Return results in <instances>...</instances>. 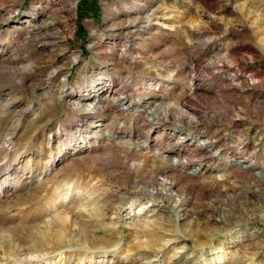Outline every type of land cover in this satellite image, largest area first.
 I'll list each match as a JSON object with an SVG mask.
<instances>
[{
  "label": "rangeland",
  "instance_id": "rangeland-1",
  "mask_svg": "<svg viewBox=\"0 0 264 264\" xmlns=\"http://www.w3.org/2000/svg\"><path fill=\"white\" fill-rule=\"evenodd\" d=\"M0 264H264V0H0Z\"/></svg>",
  "mask_w": 264,
  "mask_h": 264
},
{
  "label": "bare ground",
  "instance_id": "bare-ground-1",
  "mask_svg": "<svg viewBox=\"0 0 264 264\" xmlns=\"http://www.w3.org/2000/svg\"><path fill=\"white\" fill-rule=\"evenodd\" d=\"M117 97V96H116ZM117 99V98H116ZM120 101V100H119ZM92 104V103H91ZM128 105L130 104V102L129 103H127Z\"/></svg>",
  "mask_w": 264,
  "mask_h": 264
}]
</instances>
